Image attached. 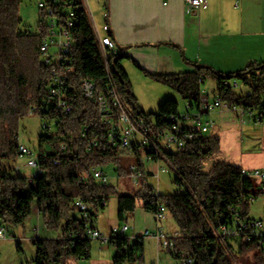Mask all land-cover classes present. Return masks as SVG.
I'll use <instances>...</instances> for the list:
<instances>
[{
	"label": "trees",
	"instance_id": "16d2710c",
	"mask_svg": "<svg viewBox=\"0 0 264 264\" xmlns=\"http://www.w3.org/2000/svg\"><path fill=\"white\" fill-rule=\"evenodd\" d=\"M20 1L0 0V161L16 156L19 120L47 98L44 88L49 67L42 62L39 52V46L47 34L45 12L40 9L42 18L38 32L23 31L18 14ZM72 31L75 43L70 58L74 86L68 94L70 112L64 114L52 108L48 112L34 113L41 119L55 120L54 130L39 135L37 140L42 174L35 175L29 183L28 177L15 172L13 167H0V222L21 224L36 204L44 227L61 230L57 237L33 241L35 264H66L71 259H90L92 239L85 234L74 201L80 198L96 212L105 207L100 203L103 199L108 200L115 192L114 187L107 183H96L95 179L89 177L90 170L110 161L117 162L123 149L109 140V125L102 121L99 114L100 96L109 102L113 112L120 111L118 106L111 104L107 74L131 119L144 120L156 135L170 128L168 115L178 114V101L172 98L163 100L156 113H146L139 108L128 76L120 65L122 56L110 52L106 69L83 7L76 15ZM150 76L176 90L182 99L193 103L198 101L200 86L208 78L216 81L215 93L229 106L237 104L253 109L262 106L261 100L264 99V60L230 73L194 64L193 70L187 72ZM84 77L94 82L92 100L81 93L80 80ZM225 79H239L250 94L242 96L236 93L232 87L224 84ZM44 143H49L55 152H44ZM129 148L133 155L141 156L137 144ZM218 148L217 136L202 135L181 148L163 153L158 158H164L171 165L175 173L173 182L183 191L161 195L138 180L137 187L131 193L117 195L118 220L128 223L127 216L136 206L155 214L157 205L162 203L178 229L176 235L170 236L176 250L190 254L194 264H235V253L230 243L234 238L219 235L218 226L231 219L230 208L239 206L240 198L264 193V190L255 189L252 178L244 177L242 167L236 164L217 162L209 172H203L204 158ZM117 171L119 175L125 173L128 176L140 173V177L145 172L140 159L135 171L126 172L120 167ZM81 177L87 178L81 181ZM248 207H242L245 215L248 214ZM68 231H77L79 235L73 240L67 237ZM107 242L115 248L111 264H130L142 259L143 240L137 241L125 233L110 235ZM167 249L172 253L170 248ZM237 253L249 256L252 264H264V251L255 242L239 240Z\"/></svg>",
	"mask_w": 264,
	"mask_h": 264
},
{
	"label": "built area",
	"instance_id": "2783aa9c",
	"mask_svg": "<svg viewBox=\"0 0 264 264\" xmlns=\"http://www.w3.org/2000/svg\"><path fill=\"white\" fill-rule=\"evenodd\" d=\"M86 0H39L38 7L45 12V22L47 24V34L39 46V52L42 62L49 67V77L45 84L44 92L45 98L39 107H32L30 114L36 111L48 112L52 108L64 114L70 112L69 92L73 88L72 81V60L70 58L71 49L75 43L73 36V24L76 21V15L80 8L85 9L84 2ZM187 8L199 6L201 0H184ZM86 11V9H85ZM95 39L99 45L101 55L103 57L106 69L107 55L110 52H115L112 39L109 35L108 26L104 24L102 30L104 35H99V32L91 23ZM107 90L112 97L111 104L120 108V111L115 113L111 110L109 102L103 97H99V114L102 121L109 125L108 137L112 143H118L122 148H129L132 144H137L141 153L150 160L159 159L158 157L163 153L185 146L187 143L194 141L202 135L207 133L214 127L213 120L208 119L209 115L214 110L224 111L229 110L239 119L244 122V116L247 114L256 122L264 121V99L261 100L262 106H255L253 109L244 108L241 105H228L220 95L215 93L214 99L211 102L209 96L200 93L197 102L193 103L191 100H186L184 112H178L177 115H168L167 118L171 120L170 128L162 130L158 135L153 133L149 125L142 119L133 121L118 96L112 84L110 75L106 76ZM224 84L233 88L239 87L240 82L237 79H225ZM244 86V85H243ZM245 87V86H244ZM80 90L85 98L93 99L95 85L94 82L88 78L80 80ZM236 92V91H235ZM242 96L250 94V90L245 87L244 92L238 93ZM55 123V120L42 119L41 126L50 129ZM137 135L138 140L132 142L129 136ZM61 149H64L61 146ZM53 148L50 153H54ZM17 157L25 159V166L33 168L35 171L32 175L27 176L28 182H32L35 175L42 174L39 168V155L35 154L24 144H20L17 149ZM156 157V158H154ZM15 172L20 170L19 165L13 167ZM131 171H135V166L131 167ZM165 171V168H160L159 172ZM159 172H156L158 176ZM241 174L244 177H255L261 183V189L264 190V169L246 170L241 169ZM89 177L99 180L101 183H107V176L103 170L98 167H93L90 170ZM133 184H137L140 173H134L129 176ZM87 177H81V181H85ZM253 197H242L239 199V206L230 208L231 219L229 221L221 222L218 226L217 233L219 235L236 238L238 240L255 242L258 247L264 251V220L260 218L249 217L244 214L243 206H249ZM106 200L101 201V205L105 206ZM74 206L78 212L80 220L84 224V231L86 236L91 239H99L106 242L107 237H103L99 229L95 226L96 212L92 206L80 198L74 201ZM40 212V211H39ZM166 213V208L162 203L157 205V212L155 216L162 218ZM129 225L123 223L111 228L110 235H123L127 233ZM79 235L77 231H68L67 237L76 239ZM7 234L3 224L0 222V239L6 238ZM147 237H153L157 240L158 245L167 247L172 250L173 256L177 259V264H194L190 254L180 252L174 248V244L170 236H168L160 227L153 230L145 229L140 233L132 236V239L137 241L144 240Z\"/></svg>",
	"mask_w": 264,
	"mask_h": 264
},
{
	"label": "crops",
	"instance_id": "0c3cea01",
	"mask_svg": "<svg viewBox=\"0 0 264 264\" xmlns=\"http://www.w3.org/2000/svg\"><path fill=\"white\" fill-rule=\"evenodd\" d=\"M84 5L99 35H104L102 26H108L132 92L141 87L159 88L161 84L151 78L152 74L187 72L194 64L230 73L264 60V0H201L192 8H187L184 0H94L99 23L93 19L88 0ZM167 98H173L169 89L159 104ZM128 189L132 191L131 186ZM37 214H41L38 209ZM136 214L134 226L127 223L128 231H132L129 237L156 227L168 236L178 233V229L170 234L164 229L166 213L162 218L147 211ZM110 231L111 227L105 237ZM147 238L154 241L145 244V238L143 252L147 254L156 242V256L160 258L164 247L155 238ZM103 246L100 244V251ZM78 262L84 264L87 260Z\"/></svg>",
	"mask_w": 264,
	"mask_h": 264
},
{
	"label": "rangeland",
	"instance_id": "374dc122",
	"mask_svg": "<svg viewBox=\"0 0 264 264\" xmlns=\"http://www.w3.org/2000/svg\"><path fill=\"white\" fill-rule=\"evenodd\" d=\"M39 0H21L19 3V17L21 19L20 28L23 31H29L31 33L38 32V26L41 21V10L38 7ZM90 10L95 22L99 23L100 18L97 15L94 0H88ZM87 15L90 22L92 19L86 8ZM240 82L239 87L235 88L236 93L244 92L245 87ZM159 88L147 89L138 88L137 92H132L136 98L137 105L141 110L146 113H156L158 111L159 100L163 98L166 89H169L173 93V98L178 101V112H184L185 99H182L179 93L173 88L160 83ZM216 81L213 79H206L200 86V92L207 94L209 100L212 102L215 96ZM165 100V99H164ZM208 119L214 121V127L207 133V135L217 136L219 139V148L208 154L202 162V171L209 172L211 168L217 162H227L236 164L246 170L264 169V121L255 122L249 115L244 116V122L242 123L236 116L229 110L219 111L214 110L209 115H206ZM42 119L35 115L29 114L22 117L19 120L18 125V142L24 144L36 155L39 153L37 140L39 135L49 133L54 130L55 125H52L47 131L41 127ZM132 142L138 140L137 135L129 136ZM44 152L52 151L53 147L49 143L42 145ZM143 162L144 175L139 177L140 182H145L154 188L157 194H173L176 192H182L183 189L177 186L173 179L175 177L174 170L171 165L164 159L160 158L158 161L147 160L146 157L141 154L140 157L133 155L130 148H123L118 157V161H110L104 166H98L103 170L107 176V185L114 187L113 192L108 200L107 205L100 209L95 218V226L99 228V231L103 237L107 234L108 229L114 226L123 224V221L117 218V195L127 194L134 190L137 186L132 183L131 178L127 174L119 175L117 168L120 167L123 171L130 172L132 166L138 164V160ZM15 165L20 166V170L17 172L23 176H30L34 173V169L25 166V159L14 156L7 160L0 161V167ZM165 168V171L160 172L156 176V171L160 168ZM151 172V174H149ZM154 174V176H153ZM129 177L128 179L125 177ZM255 189L261 188L259 179L252 177ZM96 183H101L99 180H95ZM127 186L128 188L124 187ZM251 197H255L251 200L248 207V216L252 218H260L264 220V193H257ZM139 211H145L140 206H136L134 211L127 216L128 223L134 226V218ZM77 214V212L75 211ZM99 226V227H98ZM164 229L168 234L173 233L176 228V224L169 212H166L165 219L163 220ZM6 238L0 239V264H35V246L33 241L37 238L55 237L60 234L61 230L46 229L43 225L41 214H37V206L33 205L30 215L21 224H3ZM140 231V230H137ZM131 230L127 231L126 235L131 234ZM173 236V235H171ZM150 241H154L151 238L145 239V244ZM230 243L235 253V264H252L249 256H241L237 253L239 240L234 238L230 240ZM100 244L103 249L100 251ZM156 242L151 244L150 250L147 254L143 252L142 259L137 260L130 264H177V259L173 254L164 247V253L157 259ZM115 252V248L109 242H100L99 239L91 240V256L84 264H111V259ZM66 264H79L75 259L68 260Z\"/></svg>",
	"mask_w": 264,
	"mask_h": 264
}]
</instances>
